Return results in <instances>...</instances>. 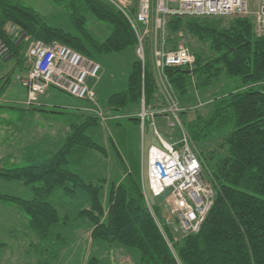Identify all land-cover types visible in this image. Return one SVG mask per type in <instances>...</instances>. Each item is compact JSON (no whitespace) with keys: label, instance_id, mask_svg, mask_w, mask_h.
I'll return each instance as SVG.
<instances>
[{"label":"trees","instance_id":"16d2710c","mask_svg":"<svg viewBox=\"0 0 264 264\" xmlns=\"http://www.w3.org/2000/svg\"><path fill=\"white\" fill-rule=\"evenodd\" d=\"M128 1V12L133 14L137 0ZM49 3L67 12L66 25L52 23L22 0H0V69L6 70L7 63L13 60L12 69L0 76V96L4 97L10 74L27 69L24 52L31 40L56 41L93 60L130 47L135 49V33L112 3ZM88 18L92 19V31ZM179 33L194 55V62L191 69L168 67L165 74L182 107L180 119L190 147L197 139L213 142L204 151L191 147L213 190L212 203L198 230L175 238L164 224L160 226L158 208L155 206L151 212L149 199L143 195L141 166L137 169L131 155L126 159L110 135L106 136V147L87 135V129L97 126L100 117L84 112L83 116L78 114L76 123L67 126L63 143L46 157L16 166L0 165V179L20 181L31 194L21 197L0 192V202L15 206L25 215L29 229L41 244L63 240L62 230L67 224L64 219L68 215L60 214L51 196L59 191L70 197L80 190L88 203L77 214L89 224L92 247L98 252L97 256L88 255L85 264H104L106 257L99 252L108 247L122 249L127 264L135 258V252L136 264H264V34L255 30L249 16H169L165 39L170 46ZM186 37L194 41L187 42ZM203 46L207 52L201 49ZM150 47L147 38L143 66L136 56L125 90L107 97L111 112L129 111L134 115L130 120L137 122L141 97L145 106L152 108L159 94ZM220 78L236 84L199 101L195 107L188 104L198 87L211 86ZM7 102L0 108H14ZM24 107L45 110L37 105ZM193 108V117L184 124L182 117ZM88 150L110 159L115 154L122 164V175L109 179L104 197L101 181L105 179L86 180L70 167ZM204 157L212 161L209 171ZM2 247L0 243V250Z\"/></svg>","mask_w":264,"mask_h":264},{"label":"rangeland","instance_id":"374dc122","mask_svg":"<svg viewBox=\"0 0 264 264\" xmlns=\"http://www.w3.org/2000/svg\"><path fill=\"white\" fill-rule=\"evenodd\" d=\"M22 1L36 10L41 16L46 17L52 23L63 26L67 24V12L62 8L53 6L49 3V0ZM261 5H264V0H248V16L251 20L254 19V12ZM87 25L92 31V19L88 18ZM100 26L103 27V25ZM189 40L191 43L194 41L193 38L189 39L186 37V41L188 42ZM198 44L202 46V44ZM203 47H201V49L207 52V48ZM135 59L136 55L134 47H130L122 52L104 55L96 59L101 66L100 78L98 80H87V83L92 86L95 91L93 101L78 99L60 90L49 87L44 94L39 95L38 97V99L41 98L40 102L43 103L45 110L41 112L42 116L39 117L40 119H32V123L42 122V118H45L47 122L55 127L61 128L63 125L65 132L63 129L62 131L63 133H67V126L78 121V114H82L83 116V114H85L84 112H96L103 115L105 118L104 123H102L100 119L99 124L95 127L91 126L88 128L86 134L93 137V139L105 147L107 146L105 144L106 136L110 135L115 142L119 143L121 152L126 159L130 155L132 156L137 169L141 166L142 154V172L144 174V181L146 182L148 144L153 143L155 145H159L157 138L153 135V128L149 120L145 123L144 132L142 134L139 122L130 120V118H133L132 116L134 115L129 114V111L121 110L115 114L107 107V97L111 93L125 90L127 77ZM146 59H149L148 54L146 55ZM12 63L13 60L7 63L8 66L6 70L4 69L2 71V69H0V76L2 72H6L11 68ZM15 73L16 72L10 74L12 75L11 84L7 89H5L6 93L10 97L13 96L24 99L17 100L16 102L11 100L12 102H10V104H13L14 109H0V139H9L21 135L25 136L27 135L25 133L28 132L20 123H17L9 129L6 125H4V121H13L16 119V114L21 112V110H19L21 107L19 106H21L20 104H22L26 99V91L20 83H18V78H16L17 74ZM21 74L23 75V71ZM235 84L236 83L233 81L220 78L211 86L198 87V90L193 92L194 97L188 104H192L195 107L199 105V101L203 102L206 99H209L212 94L218 93L222 90L231 89L235 86ZM1 104L2 103H0V105ZM193 115L194 108L182 117L183 123L185 124L188 118L193 117ZM154 122L158 133L168 142L179 138V130L167 128L162 119L156 117ZM42 124H44V120ZM50 131L53 133L55 132L54 130H48L47 132ZM194 143L195 145L191 146L192 149L195 147V149L198 148L199 151H204L207 145L213 144L212 140L206 142L198 139L195 140ZM97 155V152L88 150L87 153L79 159L80 161L78 163L75 162L70 165V167L80 172L86 180L98 182V180L105 179V182L101 181L104 185V197L106 185L109 183V179H118V177L122 175L123 170L122 164L119 162L115 154L111 155V159L107 155H98L101 158ZM204 158L205 169L206 171H209L211 169L212 161L208 160L206 157ZM8 184L12 185L7 186L5 191H10L12 193L17 192L21 197L31 196L28 188L25 187L22 182L10 181ZM3 189H5V187ZM25 192H27L28 195H25ZM146 192L151 206V211L153 212V208L156 206L160 212L162 217V222L159 223L160 226L164 224L165 220L168 222L166 219L164 203L162 201L163 198L152 197L147 190V187ZM50 201L56 206L61 215H68V219H64L67 224L63 226V240L61 239L59 242H54L51 245L48 243L41 244L37 235L29 229L26 223L27 219L25 215L13 205H10V207L9 205H4L6 206V209H0V243L4 244V247L0 250V264H85L88 255H98V252H96L94 247H92L89 224L84 218L79 217L77 214L80 209L87 206L88 202L85 193L79 190L70 197H64L59 191H56L51 196ZM7 208L10 209L8 210ZM99 254L106 257L104 264H127L125 263L127 255L122 249L108 247L105 251L101 250ZM135 254L137 256L136 252L134 255ZM136 256L134 259L129 261L128 264H136Z\"/></svg>","mask_w":264,"mask_h":264},{"label":"built area","instance_id":"2783aa9c","mask_svg":"<svg viewBox=\"0 0 264 264\" xmlns=\"http://www.w3.org/2000/svg\"><path fill=\"white\" fill-rule=\"evenodd\" d=\"M116 6L127 18L136 36L135 55L145 61V41L151 46V62L158 89L157 101L152 108L145 106L141 97L136 114L143 134L149 120L153 135L159 145L147 148V179L143 182L152 197L163 198L166 227L172 228L173 237L197 231L213 198V190L205 179L200 160L192 151L180 119V106L171 83L165 74L168 67L191 69L194 55L186 45L181 33L170 46L165 39V22L169 16L228 17L248 16V0H137L133 14L128 12V0H106ZM255 30L264 34V5L254 12ZM27 66L19 78L26 91L23 106L35 105L39 95L49 87L78 99L93 101L95 91L88 79L98 80L100 64L71 47L56 41L31 40L25 52ZM7 99L0 96V103ZM97 114L101 120L104 117ZM165 122L167 128L179 130V138L165 140L155 128V118ZM142 153V148H141ZM141 154V172L143 169ZM152 212V211H151ZM169 223V225H168ZM170 233L171 230L169 229Z\"/></svg>","mask_w":264,"mask_h":264},{"label":"crops","instance_id":"0c3cea01","mask_svg":"<svg viewBox=\"0 0 264 264\" xmlns=\"http://www.w3.org/2000/svg\"><path fill=\"white\" fill-rule=\"evenodd\" d=\"M12 67H13V63L10 69H12ZM10 69H8V71ZM22 71H23V75L21 74ZM21 72L15 73L17 74L16 78H18L17 80L18 83H19V77L24 76V74L26 73V69L24 68L23 70H21ZM10 84H11V81L9 82L8 86ZM8 86L6 87V89L8 88ZM3 96L4 98L7 99L8 101L7 103L12 102L11 100L16 102L17 100L24 99V98H17L13 96L10 97L6 93V90L3 92ZM40 101H41V98L38 99V103H36L35 105L43 107L44 105ZM20 105L21 106L19 107L21 108L20 109L18 108V109L21 110V112L16 114V119L13 121L6 120L4 121V125H6L7 128L9 129L15 126L17 123H20L22 124V126L25 127V129L28 132L25 133L27 134L25 136L21 135V136L9 138V139H5V138L0 139V165L3 167L21 165L25 162L37 161L41 158L46 157L47 155H49V153L53 152L56 148H58L63 143L64 138L67 134V133H63V131L65 132V130L63 129L64 127L63 125L61 126V128L55 127L54 125H51L49 122H47L45 118H42L44 120V124H42L43 120H41L42 122H35L37 124L32 123V119L36 120L37 118L42 116L41 111L34 110L32 108H25L23 104H20ZM15 106H18V105H15ZM11 108L12 107L10 105H7V107L0 108V109H11ZM48 130H54L55 132L54 133L52 131L47 132ZM150 144H153V143H150ZM150 144H148V146ZM2 181L4 180L0 179V192H3V193L5 192V193L20 196L18 195L17 192L12 193L10 191H5L6 187L11 186L12 184H8L7 181L5 182H2ZM4 187L5 189H3ZM25 195H28L27 192H25ZM4 205H7V204L0 202L1 210L6 209V206ZM7 209L9 210L10 208H7ZM26 223H27V220H26ZM170 230H171L172 236H175L174 235L175 233H173V229L171 228Z\"/></svg>","mask_w":264,"mask_h":264},{"label":"water","instance_id":"95a60500","mask_svg":"<svg viewBox=\"0 0 264 264\" xmlns=\"http://www.w3.org/2000/svg\"><path fill=\"white\" fill-rule=\"evenodd\" d=\"M23 38V36H21V38L19 39V41Z\"/></svg>","mask_w":264,"mask_h":264}]
</instances>
